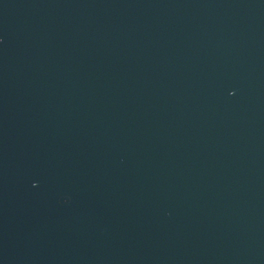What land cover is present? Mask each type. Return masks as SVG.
I'll use <instances>...</instances> for the list:
<instances>
[{"label": "water", "instance_id": "95a60500", "mask_svg": "<svg viewBox=\"0 0 264 264\" xmlns=\"http://www.w3.org/2000/svg\"><path fill=\"white\" fill-rule=\"evenodd\" d=\"M0 264H264V0H0Z\"/></svg>", "mask_w": 264, "mask_h": 264}]
</instances>
